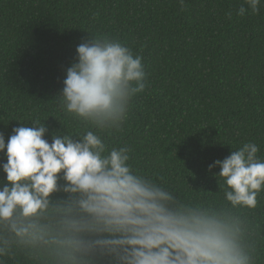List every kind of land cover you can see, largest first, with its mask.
<instances>
[{
	"label": "trees",
	"instance_id": "16d2710c",
	"mask_svg": "<svg viewBox=\"0 0 264 264\" xmlns=\"http://www.w3.org/2000/svg\"><path fill=\"white\" fill-rule=\"evenodd\" d=\"M0 0V132L39 119L55 132L84 126L57 95L79 44L118 39L143 57L147 87L130 103L109 147L132 149L137 172L207 205L227 204L209 165L255 142L264 159V0ZM230 13V16H229ZM31 126V125H30ZM95 131V129H91ZM78 139V138H77ZM0 153V180L6 182ZM2 187V185H0ZM250 222L255 264H264V191Z\"/></svg>",
	"mask_w": 264,
	"mask_h": 264
},
{
	"label": "clouds",
	"instance_id": "9594fccd",
	"mask_svg": "<svg viewBox=\"0 0 264 264\" xmlns=\"http://www.w3.org/2000/svg\"><path fill=\"white\" fill-rule=\"evenodd\" d=\"M261 2L244 0L237 14H259ZM76 52L56 98L84 132H55L49 143L39 119L7 142L0 132V264H255L251 225L237 210L255 209L264 191L258 145L209 165L220 168L213 174L227 204L182 198L134 170L132 149L104 136L122 130L147 87L143 57L107 36Z\"/></svg>",
	"mask_w": 264,
	"mask_h": 264
}]
</instances>
